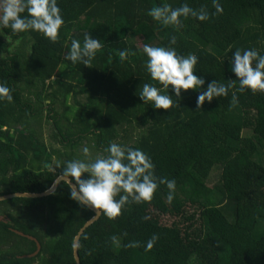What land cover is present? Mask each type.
<instances>
[{"label": "trees", "instance_id": "obj_1", "mask_svg": "<svg viewBox=\"0 0 264 264\" xmlns=\"http://www.w3.org/2000/svg\"><path fill=\"white\" fill-rule=\"evenodd\" d=\"M218 2L223 11L213 15L212 0H57L65 23L55 43L33 31L0 30V83L13 96L0 101V196L43 193L67 162L88 161L77 151L94 150L95 160L107 155L109 142L141 149L158 179L176 181L171 203L160 184L150 202H129L113 219L102 214L81 238L82 264H264V93L238 92L237 83L197 110V93L182 90L169 111L138 96L144 83L156 84L144 44L169 46L175 36L178 54L197 56L203 88L236 79L229 61L237 49L264 55V0ZM163 3L204 8L209 19L164 26L149 15ZM85 35L103 44L91 68L66 59L71 41L83 44ZM121 50L128 51L123 61ZM47 125L52 149L43 137ZM94 216L67 183L45 198L0 202V264H76L75 238ZM15 231L40 242L36 257L20 258L37 243ZM153 234L158 239L145 251Z\"/></svg>", "mask_w": 264, "mask_h": 264}, {"label": "clouds", "instance_id": "obj_2", "mask_svg": "<svg viewBox=\"0 0 264 264\" xmlns=\"http://www.w3.org/2000/svg\"><path fill=\"white\" fill-rule=\"evenodd\" d=\"M215 13L223 11L218 0H212ZM149 15L164 26L179 29L182 19L193 17L198 21L209 19V13L201 8L199 11L189 7L187 3L173 8L168 3L152 8ZM65 23L57 0H0V30L11 29L13 35L33 31L42 34L51 43L58 39L59 30ZM176 37H171L169 46L143 45L146 57L145 68L152 83H144L139 98L145 105L155 110L169 111L174 104L172 97L181 98L182 90L197 93L196 108L199 110L205 102L211 104L214 99L228 96L238 83V92L250 91L252 94L264 93V55L255 49H237L230 58L229 70L235 80L220 83L213 80L207 84L203 77H198L195 68L198 58L195 54L180 55L175 47ZM100 40L85 35L83 44L77 39L71 41L66 59L72 64H83L91 68V62L101 51ZM123 61L128 56L127 50L119 52ZM203 88V90H201ZM171 90L174 95H170ZM11 103L13 96L10 88L0 83V101ZM178 101V100H177ZM238 103L236 92H232L231 104ZM88 148H83L85 155ZM105 156L86 161L74 159L66 163L61 179L71 189V197L82 206L91 207L96 214H103L109 219L118 217L122 208L129 202L137 204L150 202L160 184L168 189L167 200L174 199L175 179L157 178L151 158L139 148H131L116 142H109L104 149ZM86 178L82 179L83 176ZM75 182L74 185L72 182ZM118 197V198H117ZM116 238L113 237V240ZM158 236L153 234L146 241L145 251L151 250ZM138 242L129 243L128 247H138Z\"/></svg>", "mask_w": 264, "mask_h": 264}, {"label": "water", "instance_id": "obj_3", "mask_svg": "<svg viewBox=\"0 0 264 264\" xmlns=\"http://www.w3.org/2000/svg\"><path fill=\"white\" fill-rule=\"evenodd\" d=\"M60 177L57 178V180L54 182V184L52 185V187L49 190H47L43 193H14V194H10V195L0 196V202H6V201H10V200L17 199V198L41 199V198L51 196L52 194H54L58 190L59 186L62 183H65L64 180L61 179ZM72 183L74 185V182H72ZM86 207H88V206H86ZM88 208L95 213V216L83 226V228L79 231L78 235L75 238L74 246H73V252H74V258H75L76 264H82L80 254H79L81 238L83 237L85 232L92 225H94L96 222H98L100 220V218L102 217V214H96V211L94 209H92L91 207H88ZM15 233L22 236V237H26L29 240L37 243V251L34 254L25 255V256H22L20 258H25V259L34 258L40 253L41 244L36 238H34L33 236H30V235H26L20 231H15Z\"/></svg>", "mask_w": 264, "mask_h": 264}, {"label": "rangeland", "instance_id": "obj_4", "mask_svg": "<svg viewBox=\"0 0 264 264\" xmlns=\"http://www.w3.org/2000/svg\"><path fill=\"white\" fill-rule=\"evenodd\" d=\"M79 98H80V101L81 102H85V96H79ZM69 104H74V100H73V98L71 97L70 99H69ZM58 108H59V111H60V113L63 111V107L62 106H57ZM43 133H44V135H43V137H44V141H45V143L48 145V147L50 148V149H52V148H55V144H56V141L54 140V139H52L53 137H51V130H50V126L49 125H47L45 128H44V131H43ZM52 147V148H51ZM82 149L81 150H79V152L77 151V153L78 154H80V153H82ZM84 153V152H83ZM96 156V152L94 151V150H89L88 151V157H87V160L88 161H90L92 158H94ZM217 173H215L214 175H213V177L211 178V183H210V185H215V184H217L218 183V174L216 175Z\"/></svg>", "mask_w": 264, "mask_h": 264}]
</instances>
